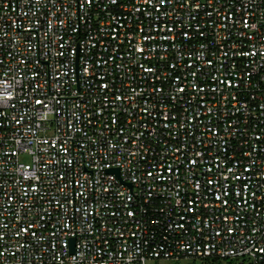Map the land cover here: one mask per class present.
I'll use <instances>...</instances> for the list:
<instances>
[{"label": "built area", "instance_id": "2783aa9c", "mask_svg": "<svg viewBox=\"0 0 264 264\" xmlns=\"http://www.w3.org/2000/svg\"><path fill=\"white\" fill-rule=\"evenodd\" d=\"M180 257L264 264V0H0V264Z\"/></svg>", "mask_w": 264, "mask_h": 264}, {"label": "rangeland", "instance_id": "374dc122", "mask_svg": "<svg viewBox=\"0 0 264 264\" xmlns=\"http://www.w3.org/2000/svg\"><path fill=\"white\" fill-rule=\"evenodd\" d=\"M145 264H209V259L202 257L147 258Z\"/></svg>", "mask_w": 264, "mask_h": 264}, {"label": "snow or ice", "instance_id": "6c2138e0", "mask_svg": "<svg viewBox=\"0 0 264 264\" xmlns=\"http://www.w3.org/2000/svg\"><path fill=\"white\" fill-rule=\"evenodd\" d=\"M5 95H7V93Z\"/></svg>", "mask_w": 264, "mask_h": 264}, {"label": "water", "instance_id": "95a60500", "mask_svg": "<svg viewBox=\"0 0 264 264\" xmlns=\"http://www.w3.org/2000/svg\"><path fill=\"white\" fill-rule=\"evenodd\" d=\"M117 170V169H116Z\"/></svg>", "mask_w": 264, "mask_h": 264}]
</instances>
